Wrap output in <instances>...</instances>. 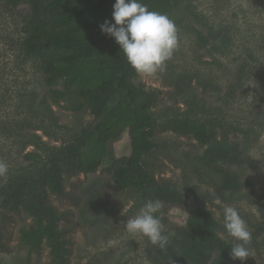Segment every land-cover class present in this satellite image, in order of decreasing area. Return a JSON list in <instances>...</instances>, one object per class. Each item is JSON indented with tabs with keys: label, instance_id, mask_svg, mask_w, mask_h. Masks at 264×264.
<instances>
[{
	"label": "rangeland",
	"instance_id": "rangeland-1",
	"mask_svg": "<svg viewBox=\"0 0 264 264\" xmlns=\"http://www.w3.org/2000/svg\"><path fill=\"white\" fill-rule=\"evenodd\" d=\"M39 2L38 9L42 13L51 0ZM170 2L188 21L205 34L208 32L209 40L216 35L218 26L230 24L234 11L237 14L235 20L239 22L229 25L233 47L222 54L212 52L208 46L199 43L185 22L172 19L178 29V48L154 77L140 75L143 84L157 87L161 93L153 108L151 134L147 135L154 148L142 159L148 182L139 190L115 181L118 161L130 155L128 136L124 131L117 132L112 136L115 138L112 156L117 162L112 160L99 164L65 183L68 193L65 199L49 198L50 203L64 214L58 227L64 230L63 237L68 241L65 264H157L155 259L158 258L159 247L149 243L146 237L129 234L124 229L127 220L134 217L146 201L155 200L157 187L177 190L187 206L211 211L222 225L224 208H236L252 234L248 245L251 256L243 262L235 260L232 264H264V208L246 199L228 196L222 188L221 174L203 160L205 146L193 137H184L170 128L173 121L183 119L199 120L209 126L222 119L225 123H233L238 132L229 135L228 139L239 143L244 150L243 179L251 189L264 195V7H257L261 0ZM77 7L75 0H71L66 9L55 8L51 14L56 13V18L72 16ZM17 21L0 5V33L12 32L15 29L13 23ZM93 28V23L86 22L79 31ZM243 64H250L252 73L244 83V90L237 92L235 100L224 106L223 112L209 110L197 102L196 99L203 98L208 104H219L215 92L220 90L224 96L232 88L237 71ZM244 66L247 70L248 65ZM25 68L22 72L13 71L11 75L16 73L20 79L25 77L23 80L28 81L32 74L28 64ZM4 85L7 88L4 92L6 100L3 99L4 106L0 108V122L4 125L18 124L24 135L30 128L37 129V135L49 144H66L84 137L88 141L87 153L96 145L95 140L86 138L83 133L96 120L89 112L72 111L61 106L63 102L60 106L48 102L46 106L30 108L26 94L14 78H7ZM10 144L7 135H0V161L5 162L9 170L23 162L16 156L19 146L11 147ZM40 149L37 151L42 153ZM0 183L5 181L0 178ZM5 200L8 196L0 192V264H54L50 262L48 247L44 246L37 254L21 244L20 229L31 220L25 212L7 206ZM158 216L165 227V234L169 235L167 246H175L174 228L184 224V214L177 209L162 207ZM220 235L232 242L225 231ZM182 256L186 258L185 264L221 263L215 251L202 260L184 253Z\"/></svg>",
	"mask_w": 264,
	"mask_h": 264
},
{
	"label": "trees",
	"instance_id": "trees-1",
	"mask_svg": "<svg viewBox=\"0 0 264 264\" xmlns=\"http://www.w3.org/2000/svg\"><path fill=\"white\" fill-rule=\"evenodd\" d=\"M69 2L71 0H51L40 13L39 0H0L7 14L18 20L13 23L15 29L12 32L0 33V108L6 100L4 83L12 77L26 94L30 108L43 107L48 102L60 106L63 102L61 106L67 109L89 112L96 117L95 122L83 131L86 138L96 142L89 153L84 137L66 144H49L37 135V129L30 128L24 135L18 124L10 126L0 122V135H7L11 147L19 146L16 156L23 159L8 171L6 178H2L5 183H0V192L8 196L7 206L25 212L31 220L20 229L21 244L37 254L44 246L48 247L50 262L54 264L67 262L68 241L63 237L64 230L58 227L64 214L50 203L49 198L65 199L68 196L65 183L99 164L117 162L112 156L115 140L112 136L119 131H124L129 138L130 155L118 161L115 181L143 189L148 177L142 159L154 148L147 135L151 134L153 108L161 95L157 87L141 82L140 75L128 65L114 39L99 29L105 20H111L115 0H75L78 7L72 16L56 18V13L51 14L55 8L63 11ZM140 2L149 10L185 22L199 43L208 46L212 52L222 54L233 47L229 25L239 22L235 20L237 14L234 11L230 24L218 26L216 35L209 40L208 32L205 34L188 21L170 0ZM257 7H264V0ZM86 22L93 23L94 28L79 31ZM250 41L254 43V40ZM27 64L31 79L24 81L25 77L20 79L15 72L11 75L13 71L26 70ZM244 65H248L247 70ZM238 71L232 88L224 96L220 90L215 92L219 104H208L203 98L196 99L197 102L209 110L223 112V107L235 100L237 92L244 90V83L252 73L250 64H243ZM222 121L209 126L194 119L175 120L170 128L205 146L203 160L221 174L222 188L228 196L246 199L263 209L264 195L251 189L243 179L244 150L239 143L228 139L238 131L233 123ZM29 147L32 149L27 150ZM39 148L43 154L37 151ZM157 199L164 209H177L185 216L184 224L174 228L175 246L158 249L157 264H185L182 253L202 260L214 251L218 253L220 264L235 261L230 256L232 242L220 235L224 231L223 225L211 211L187 206L179 192L170 187H157Z\"/></svg>",
	"mask_w": 264,
	"mask_h": 264
},
{
	"label": "clouds",
	"instance_id": "clouds-1",
	"mask_svg": "<svg viewBox=\"0 0 264 264\" xmlns=\"http://www.w3.org/2000/svg\"><path fill=\"white\" fill-rule=\"evenodd\" d=\"M99 29L113 38L128 65L143 77H154L161 71L178 48V29L167 14L149 10L140 0H115L111 20H105ZM8 165L0 161V178H6ZM162 202L148 200L138 213L127 220L124 229L132 235H142L149 243L165 249L169 235L165 234L158 213ZM223 228L232 240L230 256L244 261L251 256L252 234L246 221L234 207L223 210Z\"/></svg>",
	"mask_w": 264,
	"mask_h": 264
}]
</instances>
